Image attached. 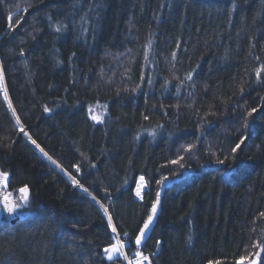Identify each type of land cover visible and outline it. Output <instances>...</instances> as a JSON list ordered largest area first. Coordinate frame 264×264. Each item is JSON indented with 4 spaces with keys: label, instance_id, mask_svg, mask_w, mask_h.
<instances>
[{
    "label": "trees",
    "instance_id": "obj_1",
    "mask_svg": "<svg viewBox=\"0 0 264 264\" xmlns=\"http://www.w3.org/2000/svg\"><path fill=\"white\" fill-rule=\"evenodd\" d=\"M261 65L264 0H0V171L13 195L29 188L28 215L0 217V264H112L108 216L134 242L157 192L140 249L153 264H235L258 251ZM167 177L179 180L158 183Z\"/></svg>",
    "mask_w": 264,
    "mask_h": 264
},
{
    "label": "snow or ice",
    "instance_id": "obj_2",
    "mask_svg": "<svg viewBox=\"0 0 264 264\" xmlns=\"http://www.w3.org/2000/svg\"><path fill=\"white\" fill-rule=\"evenodd\" d=\"M23 11L27 12V8H24ZM20 19H22V17ZM20 19H18L16 21L17 25H19ZM8 21H9V25L8 26H9L10 29H12L14 26L11 23V21H12V16L11 15H9ZM55 31L56 32L62 31V27H57L55 29ZM21 54H23V53H21ZM173 58H175V53H173ZM255 71H256L257 82H260L261 72L264 71V65H261V67L259 69H256ZM187 79L188 80L192 79V74L191 73H189L187 75ZM2 83H3V75H2V73H0V84H2ZM4 99L6 101H8V94H7L6 90L4 91ZM8 107H9V109L12 110L13 116L16 117V123L18 125H20V119L16 115V112H15V110H14V108H13V106H12L10 101H8ZM44 110L46 112L50 111V109L47 108V107H45ZM89 111L91 112L92 109H89ZM255 111H256V109L253 108L250 112H248V115L251 116L252 112H255ZM91 119H93L94 121H97V122H101L102 117L97 116V115H92ZM145 119H147V117H145ZM244 126L247 127V123L246 122H245ZM20 131L24 132V128H23L22 125L20 127ZM24 134L28 135L26 132ZM28 138L31 141V143L34 144L36 146V148H38L40 150V152H42L44 154V156H46L50 161H52L53 164L57 163L55 160H52L51 156H48V153L45 152L44 149L41 148L40 145L37 144V142L35 140H33L30 136ZM243 143H244V138H241L239 143H237L235 145V147L230 149L229 154L231 155L233 160L236 159V155L235 154L237 153V150L241 148V145ZM191 147L192 146H189L187 150L190 151ZM225 159H228V156H226ZM181 160H183L182 156L178 160L171 161V163L180 164ZM216 162L219 163V164H223L224 160L217 159ZM57 167H61V166L59 164H57ZM75 167H76V171L79 172L80 171L79 166L76 165ZM181 167H183V165H181ZM66 174H68V173H66ZM68 175H69V178L71 179L72 184L74 186L82 188L84 192H88V189L83 187V185H81L79 183V181L74 176H71L70 174H68ZM8 178H9V174L7 172L0 171V181H3L5 186L7 185ZM165 179H167V178H165ZM158 183H163V181H159ZM144 186H145V178L143 176H141L139 178V183H138V187H137V191H136V195L138 197L142 198L141 189ZM19 191L22 194L21 198H20V203H12V204L5 203V205H4V208L9 213V215H11L14 212H16L17 209H19L23 205H26L28 203V201H29V188H28V186H26V185L22 186L19 189ZM92 199L95 200L96 197L92 196ZM159 204H160V193L157 192L156 200L153 201L152 205H151L150 214L148 215L147 219L144 221L143 226L139 228L138 234L135 236L134 242L132 241L131 237H129V240L127 242H125L123 239H121L120 236H119L118 229L113 223L112 217L108 216V227L111 229V232L114 234V236H113L114 242L103 249L105 257H106V259L108 261H111L112 264H116L117 259L118 258H122V260L124 262H126V264H145V262H147V264H151V260H150L149 256H145L140 249H141V246L143 245V243L145 242L147 231L149 230L150 225H152L154 217L157 215V210H158ZM101 207L103 208V205H101ZM104 211H105V214H107V209H105ZM260 217L264 218V212L260 213ZM123 235L124 236H128L129 234L127 232H125V233H123ZM159 243H160V241H157V244H159ZM130 245L137 248V251L135 252L133 259H130L129 258V254H128V249H129ZM254 247L259 249V250L256 251L254 254L250 253L248 256H245V255L240 256L236 260L235 264H245V262H247V264H258V261H259V259L261 257V252H264V246H262L260 243H257V244L254 245ZM252 255H254L255 258L250 259L249 256H252ZM209 264H212V262L209 261ZM217 264H219V262H217Z\"/></svg>",
    "mask_w": 264,
    "mask_h": 264
},
{
    "label": "flooded vegetation",
    "instance_id": "obj_3",
    "mask_svg": "<svg viewBox=\"0 0 264 264\" xmlns=\"http://www.w3.org/2000/svg\"><path fill=\"white\" fill-rule=\"evenodd\" d=\"M2 193V200L5 202V203H9V204H12V203H20V197L19 195H13V192L11 190L8 189V187H6V189L4 191H1ZM23 208L20 207L19 209H17L16 212H14L13 214L9 215L8 212H4V216L8 217L9 219L15 215H19L21 214V209Z\"/></svg>",
    "mask_w": 264,
    "mask_h": 264
},
{
    "label": "rangeland",
    "instance_id": "obj_4",
    "mask_svg": "<svg viewBox=\"0 0 264 264\" xmlns=\"http://www.w3.org/2000/svg\"><path fill=\"white\" fill-rule=\"evenodd\" d=\"M92 111L90 112V115H97V116H100L102 117L103 115V112L100 111L99 108H96V107H93L91 108ZM8 184V182H7ZM7 185L5 186L4 182L3 181H0V217L3 215L4 212H7L4 208V205H5V202L2 200V193L1 191H4L6 189ZM21 198V196H20ZM22 212V210H20ZM25 216L28 215V212H24L23 213Z\"/></svg>",
    "mask_w": 264,
    "mask_h": 264
},
{
    "label": "bare ground",
    "instance_id": "obj_5",
    "mask_svg": "<svg viewBox=\"0 0 264 264\" xmlns=\"http://www.w3.org/2000/svg\"><path fill=\"white\" fill-rule=\"evenodd\" d=\"M142 175L138 176L134 182V186H133V195L134 197L136 196V191H137V187H138V183H139V178L141 177ZM177 178V177H176ZM167 179H174V178H171V177H167ZM165 178L162 180L164 181ZM179 180V178H178ZM163 186L165 187H168L166 186L164 183H162ZM172 185V184H171ZM170 186V185H169ZM147 188V184H146V180H145V186L141 189V196H143V192L146 190ZM20 197V196H19ZM24 206V205H23ZM4 214V213H3ZM21 216H23L24 214L21 212V214H19ZM19 215H15V216H19ZM15 216L11 217L9 220L13 219ZM24 217V216H23ZM145 256H149L148 254L146 253H143ZM130 259H133L134 258V255H132L131 257H129Z\"/></svg>",
    "mask_w": 264,
    "mask_h": 264
},
{
    "label": "water",
    "instance_id": "obj_6",
    "mask_svg": "<svg viewBox=\"0 0 264 264\" xmlns=\"http://www.w3.org/2000/svg\"><path fill=\"white\" fill-rule=\"evenodd\" d=\"M176 182H178V178H174V179H165V180L163 181V183H164L166 186H169V185L174 184V183H176ZM18 194H19V196L22 195V194L20 193L19 190H18ZM22 219H24V217L21 216V215H19V216H15L13 219H11L10 222L13 223V222H15V221H17V220H22Z\"/></svg>",
    "mask_w": 264,
    "mask_h": 264
},
{
    "label": "built area",
    "instance_id": "obj_7",
    "mask_svg": "<svg viewBox=\"0 0 264 264\" xmlns=\"http://www.w3.org/2000/svg\"><path fill=\"white\" fill-rule=\"evenodd\" d=\"M136 197H138L137 195H136ZM145 264H147V262H145ZM152 264V263H151Z\"/></svg>",
    "mask_w": 264,
    "mask_h": 264
}]
</instances>
